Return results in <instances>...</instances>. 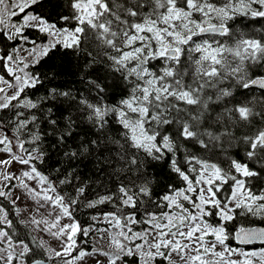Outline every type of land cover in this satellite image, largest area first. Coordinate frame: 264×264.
Returning a JSON list of instances; mask_svg holds the SVG:
<instances>
[{
	"label": "snow or ice",
	"instance_id": "1",
	"mask_svg": "<svg viewBox=\"0 0 264 264\" xmlns=\"http://www.w3.org/2000/svg\"><path fill=\"white\" fill-rule=\"evenodd\" d=\"M45 2L0 0V198L23 189L59 246L0 204V264H264L227 243L264 242L228 227L264 220V0ZM82 202L115 210L85 226Z\"/></svg>",
	"mask_w": 264,
	"mask_h": 264
},
{
	"label": "trees",
	"instance_id": "2",
	"mask_svg": "<svg viewBox=\"0 0 264 264\" xmlns=\"http://www.w3.org/2000/svg\"><path fill=\"white\" fill-rule=\"evenodd\" d=\"M64 0H46L44 6L42 8H36L37 11H42L44 14L49 15L50 18H55L56 17V13H58L61 10V7L63 5ZM244 23L246 24H250L249 28L246 29V31L248 32H253L256 29H259L261 27H264V20H257V21H244ZM240 21H237V25L239 26ZM32 35H35V33H32ZM69 60L74 59L73 57H69ZM49 66L52 64H55L58 66L61 65H65L66 61L59 57V56H55L53 57L51 60L48 61ZM260 71H264V69H260ZM58 80L60 81H64V80H71L73 79L72 76L70 75H60L57 77ZM59 159L58 157L55 156V154H53V158L51 161H49V166H54L56 160ZM91 168V165H89L88 167H81V172L82 174H90L89 169ZM158 179H159V187L155 188V191L160 194L163 191H166V185L172 181L169 180L168 178V172H167V167L166 166H159L156 169H154ZM256 186L257 188L264 186V182H260L257 181L256 182ZM91 191L90 190V198H94L91 197ZM0 204H3L7 207V209L9 210L10 213V218L14 221V224L16 226V229L18 230V232L24 236L27 233H31V235H33V232L31 231V229L26 225V224H22L20 223V218L18 216V213L15 209H13V206L10 204L9 201L3 200L2 198H0ZM115 209L113 208V206L111 204H107V205H98L96 208H88L85 206V203L82 202L81 206L75 211V216L76 218L85 226H87L90 223H93V221L91 220L92 216H99L102 215V213L104 212H108V211H114ZM252 224H263L264 225V220H262L260 217H253V216H237V219L234 222L229 223L228 227L229 230L234 232V230L240 226L243 225H252ZM138 227V226H137ZM78 240V244H80L83 247H86L88 249H90L92 247V238L89 237H83V236H79L77 238ZM230 246H238V244L235 242L234 239H230L227 242ZM258 245H247L245 246L246 248L248 247H256Z\"/></svg>",
	"mask_w": 264,
	"mask_h": 264
},
{
	"label": "rangeland",
	"instance_id": "3",
	"mask_svg": "<svg viewBox=\"0 0 264 264\" xmlns=\"http://www.w3.org/2000/svg\"><path fill=\"white\" fill-rule=\"evenodd\" d=\"M16 167H18V166H16ZM13 170H15V168ZM13 183H16V182L13 181ZM33 186H35L34 182H33ZM13 192H14L15 196L21 197V199L17 202V207L19 209L18 216H19L21 221L22 220L23 221H30L33 216H35L37 219H39L41 215H44V216L47 215V212L43 209H41V211L39 213L36 211V209H37L36 202L33 201L24 192L23 189H20V188L13 189ZM99 216H102V215H99ZM26 225L31 229V231L33 232V235L37 236L38 238H40V237L44 238L52 247H58L59 246V243L57 241H55L51 236H49L45 233H41V232L33 230V226L31 224H26ZM96 226H98L100 228L108 227V225L103 224V223L98 224ZM97 235L98 234L95 232H93L90 235V237L92 238L93 244L95 242ZM93 244H92V246H93ZM231 247L240 248V249H243L244 251H249V252L250 251H257L258 252L260 249L264 248V245H260V246H256V247H248V248L242 247V246H231Z\"/></svg>",
	"mask_w": 264,
	"mask_h": 264
},
{
	"label": "water",
	"instance_id": "4",
	"mask_svg": "<svg viewBox=\"0 0 264 264\" xmlns=\"http://www.w3.org/2000/svg\"><path fill=\"white\" fill-rule=\"evenodd\" d=\"M241 227H245V228H264V225L263 224H253V225H246V226H241ZM235 230H234V232H235ZM236 243H238V242L236 241ZM238 244H241V243H238ZM249 244H264V242L256 240V241H253L252 243H249ZM242 245H247V244H242Z\"/></svg>",
	"mask_w": 264,
	"mask_h": 264
}]
</instances>
